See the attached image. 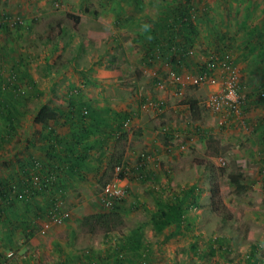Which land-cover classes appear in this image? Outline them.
Returning a JSON list of instances; mask_svg holds the SVG:
<instances>
[{
    "label": "rangeland",
    "instance_id": "1",
    "mask_svg": "<svg viewBox=\"0 0 264 264\" xmlns=\"http://www.w3.org/2000/svg\"><path fill=\"white\" fill-rule=\"evenodd\" d=\"M182 2L141 0L136 8L132 0H0V174L6 170V176L0 175V181L9 186L20 184L16 179L13 181L9 173L21 170L25 152L17 148L25 136V128L33 124L32 116L37 107L43 103L64 111L71 105V113L77 120L84 118L77 113L80 109L86 107L92 112L88 102L91 97L105 96L114 100L107 108L125 107L121 116L127 108L129 112H136V106H142L144 114L151 111L160 114L162 107L164 116H169L175 127L189 126L188 132L183 128L175 138V144L184 145L175 152L171 163L176 171L175 181L179 183L169 186L160 197L155 194L146 204L137 198L131 200L129 195L117 202L121 205L118 207L120 214L122 207H127L136 218L135 210L143 217L150 211L166 212L177 200L181 204L178 223L164 224L161 220L160 229L152 224L159 231L148 226V230L141 233L140 243L144 244L146 239L152 241L143 264H246L245 255L250 243L254 242L258 244L256 255L261 261L255 260L253 264H264V178L259 171L264 163V152L255 147L264 144V102H255L257 97L250 96V100L245 96L259 88L250 86L251 79L256 80L259 74L264 78L260 62L264 56V0H188L195 31L185 36L188 44L185 54L181 53V48L174 50L172 46L164 48V54L154 53L148 59L143 52L150 40L144 34L155 26L157 18L170 15ZM163 36L159 43L165 42L166 36ZM214 44L237 55L244 69L239 79L245 91L239 86L238 90L246 98L244 108L250 122L247 128L237 124L234 128L217 125L215 115L204 105L203 98L208 92L205 84H188L180 92L172 90L173 71L181 73L186 67H196L205 61ZM14 54L20 67H14L9 61ZM257 64L260 69L262 67L261 71ZM140 70H143L142 80L136 84L134 76ZM92 71L97 78L92 79ZM11 73L15 74V79H18L16 74L21 79L15 81ZM12 82L20 84L23 91L14 93ZM156 82L160 87L150 84ZM141 98L150 100V104L142 103ZM187 98L199 100L195 105L199 109L197 120L191 119L188 106L183 102ZM196 121L198 129L194 132L192 125ZM206 127L211 131L206 132ZM116 134L119 135L118 131ZM35 160L31 159L32 164ZM28 168L32 169V165ZM236 169L248 182V188L239 194L233 192L232 181L228 178V172ZM26 173L25 170L20 172L21 175ZM101 177L103 180L105 174ZM193 188L200 189L198 198L192 195ZM210 188H215L213 195ZM53 190H56L54 182L33 192L32 197L37 192L50 191L52 194H48L47 202L51 206L58 198ZM210 198L218 203L219 211L226 210L231 216L223 221L221 212L212 210ZM194 200L199 211L193 208ZM11 210H23V207L13 201H0V261L3 262L14 255L15 248L8 242L14 244L24 240L20 226L16 232L9 227L6 231L1 229ZM47 211H43V223ZM195 212L198 216H194ZM22 219L25 218H18ZM146 219L149 222V217ZM80 227L79 231L84 232V226ZM45 228L41 227L40 231ZM94 233L97 236L101 230ZM210 234L224 235L219 244L214 242L213 250L208 246ZM11 249L13 254L8 256L6 253ZM112 259L113 254L106 263L113 264ZM121 263L127 264L125 258Z\"/></svg>",
    "mask_w": 264,
    "mask_h": 264
},
{
    "label": "crops",
    "instance_id": "2",
    "mask_svg": "<svg viewBox=\"0 0 264 264\" xmlns=\"http://www.w3.org/2000/svg\"><path fill=\"white\" fill-rule=\"evenodd\" d=\"M8 4L10 3L8 2ZM159 34H157V37L160 36ZM151 38H153V35H150L147 39ZM214 46L211 50L216 51V44ZM231 54L233 62L238 68L239 78H242L244 69L238 60L239 58L234 53ZM9 61L14 63V67L16 65L19 66L16 54ZM260 62L262 67H264V56L260 58ZM257 67L259 71L262 70V67L260 69L258 64ZM254 69L252 68V71ZM143 70H140L138 74L136 73L138 77L133 74L136 84H139L142 80L140 74H142ZM156 73H158L157 69ZM11 74H8V76ZM16 75L18 76V74ZM91 75L92 79L98 77L95 71H92ZM13 77L14 79L16 78L15 74ZM102 80L104 81L105 79ZM250 82V86L259 88L246 93L245 96L248 95L250 100H252L250 96L257 97L255 102L257 100L264 102V83L261 74L256 76V80L251 79ZM150 84L160 87L158 82ZM206 86L208 92L217 87L215 83ZM238 86L241 89L244 86L241 79H239ZM172 90L171 86H169V91L171 92ZM165 91L167 92L166 89ZM242 91L245 90L242 89ZM150 95L157 97V95ZM163 100L166 101L165 99ZM148 101L150 100L141 98L142 103H147ZM88 102L92 105V112L86 118H82V120H77L78 118L76 116L72 117V115L66 118L68 111L71 109V105H68L65 111H60V114L55 119H50L47 124H40L32 120L33 124L25 128L23 132L25 136L22 137L17 148L25 152L20 163L21 170H14L9 173V176L13 178V181L16 179L17 183L19 181L22 182L24 174L21 175L20 172L29 171V165H33L31 159H36L40 162L41 167L47 172H57V177L53 181L56 187V190H53V194L58 197L62 207L68 210L69 216L59 224L47 222L46 219L43 223L42 215L50 206L47 202L48 194H52L50 191L37 192L38 194L31 197L28 201L15 200L14 204L21 205L23 210H11L12 212H10L13 216H11L10 212H7V222L1 229L6 231L9 227L12 232H16L19 226L21 229L22 225L27 221L25 230L31 233H27L28 238L22 235L23 241L20 240V242H14V244L13 242H8L15 248L14 255L6 260L7 263L0 261V264H53L57 260L55 264H90L89 260L92 258L95 260L101 258L109 262L112 254L113 263L116 251L119 252V255H123L127 264H143L146 262L145 257H148V249L152 247V241L146 239L143 241L144 244L140 243L141 233L148 230V226L153 231H159L158 229L161 227V218L159 216L164 215L161 210H159L160 213L156 219L152 217L156 215V211L146 212L142 217V213L139 210H135L138 214L137 219L129 208L122 207V214H120L121 224L112 230L101 231L97 236L95 233L86 232V230L84 232L79 231L81 228L79 217L87 213L104 210L99 197L100 187L97 188V186L102 183L101 178L98 179V177L105 167V161L109 154L116 153L120 155L122 161L129 162L132 165L127 185L131 200L137 198L142 201L141 203L146 204L148 199L155 198V194L160 197L161 194H165L169 186L175 185L176 182L179 183L175 181L174 175L176 171L174 170V163H171L173 158H175V152L184 147L182 144H175V138L184 126L175 127L173 125L174 121H171L169 116H164L165 112L162 107L160 108V114H156L153 111L144 114L143 112L145 111H142V106H136V112L134 110L129 112V108H127V111H124L125 116H121L125 107L123 109L120 108L121 110L108 109L109 102H115L114 100L111 101L110 98L107 99L105 96L91 97ZM183 102L188 106L187 109L191 119L197 120L199 118V109H197L195 104L199 103V100L187 98ZM95 103L100 105L98 106ZM137 105H139V102H137ZM165 106H167L166 103L164 104ZM172 112H175V108L172 109ZM213 114L216 117L217 125L220 127L234 128L236 125L234 123L231 125L220 123L223 112H213ZM123 120L129 122L130 131L126 132L124 140H120L117 139L116 128L118 123ZM197 124L198 122L196 121L192 125L194 132L198 129ZM188 127L187 125L184 128L187 132L189 131ZM205 130L206 132L211 131L210 127H206ZM255 147H259L264 152V144ZM145 153L151 156V160L148 159L144 168H139L136 164L144 159L142 155ZM4 171L6 172V170ZM4 171H1L0 175L2 177L6 176ZM139 173H142L143 176L140 179H136V175ZM191 191L194 198H198L200 189L193 188ZM62 198L63 201L61 200ZM173 198H176V196H173ZM50 199L51 196H49ZM197 206H199L197 203L193 205L195 211H199ZM194 216H198V214L195 212ZM194 216L192 220L195 218ZM21 217L26 220H18ZM147 217H149V222L146 221ZM1 219L2 216H0ZM29 219L34 228V224H37L38 227L30 229ZM44 224V227H46L45 231H40ZM152 224L159 228L155 229ZM83 239L86 240V243H81ZM86 244V247H80Z\"/></svg>",
    "mask_w": 264,
    "mask_h": 264
},
{
    "label": "built area",
    "instance_id": "3",
    "mask_svg": "<svg viewBox=\"0 0 264 264\" xmlns=\"http://www.w3.org/2000/svg\"><path fill=\"white\" fill-rule=\"evenodd\" d=\"M239 72L234 64L232 54L229 50L216 52L211 50L208 52L205 61L201 62L196 68H184L181 73L173 71L171 80L173 81V90L180 92L188 84H216L217 87L209 91L203 98L204 105L211 112H223L220 119L222 124H238L243 128H247V117L243 110L245 100L243 94L238 90ZM17 81L16 79H14ZM14 93H21L23 87L15 82H12ZM75 90V89H73ZM86 112V108H82V113ZM120 129L125 132L130 131V124L127 120H123L120 124ZM144 159L139 161V168H144L148 159L151 160L149 154H144ZM135 166V167H136ZM132 165L129 162L121 161L113 165L111 175L101 185L99 197L101 204L104 207L112 208L113 204L120 202L127 197L128 180L131 174ZM142 173L136 175V179H140ZM57 177V172H47L41 167V163L35 160L32 169L23 175L22 184L24 187L17 193L18 196L32 194L35 191H40L48 187ZM69 216L67 209L63 208L58 198L54 200L46 213V221L54 224H59ZM45 226V224L43 225ZM8 256L12 254L11 250L6 253Z\"/></svg>",
    "mask_w": 264,
    "mask_h": 264
},
{
    "label": "trees",
    "instance_id": "4",
    "mask_svg": "<svg viewBox=\"0 0 264 264\" xmlns=\"http://www.w3.org/2000/svg\"><path fill=\"white\" fill-rule=\"evenodd\" d=\"M5 3V2H4ZM133 6L136 8H139V5L141 3V0H132ZM190 8L191 5L188 2V0H183L181 5H176V7L173 8V10H171V17H168L170 15H166V16H161L159 19H156V22H154L155 24V28H151L150 32H147L144 35H147V38L151 35H153V38L148 39V43L145 44V48H144V52L145 56L150 59V55L154 54V53H160V54H164V48L168 49L169 47L171 48L172 46L174 47V50L177 48H181V53L185 54L186 49H187V41L185 40V36L190 34V33H194L195 29L194 27V19H193V14L190 13ZM5 18V17H3ZM170 23V24H169ZM160 33V34H159ZM176 33H178L181 37L178 38V36L176 35ZM157 34H159L160 36L157 37ZM162 34V35H161ZM165 35V42L159 43L160 42V38H164ZM181 38V39H180ZM162 42V41H161ZM161 44V45H160ZM187 44V45H186ZM218 52H222L224 51V47L223 46H219L218 48L216 47L215 49ZM18 80L21 79L19 76H17ZM263 83H264V78H263ZM193 105V104H192ZM196 105V104H195ZM86 108V107H85ZM245 109V108H244ZM246 110V109H245ZM245 110H243L244 115H246ZM60 111L62 112V110H60L58 107H54L49 105L48 103H43L40 106L37 107L35 113L32 116V120L34 122H38L40 124H47L48 121L50 119H55L59 114ZM71 109L68 111L66 118L70 117L72 115V117H75V115L73 113H71ZM80 115H82L84 118L86 116L89 115V112L86 108V112L82 113V109L79 110ZM125 116V114H124ZM247 117V116H246ZM65 118V119H66ZM247 119V118H246ZM122 122V121H121ZM121 122L118 123V127H117V131L119 133V135H117V139H122L124 140L125 136H126V132L124 130L120 129V124ZM250 122H248L247 119V125H249ZM259 145H263L262 143H260ZM264 160V157L262 158V161ZM121 157L120 155H117L116 153H112L111 155H109V157L107 158V161L105 163V167L103 169V171H101V174L99 175L98 179L102 178L101 176H103L105 174V178H103L102 183H100V185H102L108 178L110 172L112 171L113 165L117 162H121ZM264 162V161H263ZM260 174L261 176L264 178V163L262 164L261 168H260ZM228 178L232 181V190L234 193H241L244 192L247 188H248V182L246 180H244L243 176H242V172L238 169H236V171L233 172H228ZM100 182V180H98ZM24 187H26V185L24 186V184H22V182H20V184L16 185H5L4 181H0V201L6 200V201H15V200H25L28 201L32 196V194L30 193L28 196L26 195H21L18 196L17 193L19 192V190H22ZM210 194L213 195L215 192V188H210ZM211 201V208L212 210H218V212H221V216L220 218L225 221L226 219H228L231 214L224 210L222 211V209L219 211L218 209V203H215L213 201V198H210ZM196 202L194 200V202H192V205H194ZM180 202L177 200L175 203L174 207H170L167 208L168 211L164 212L161 210V212L164 214L162 216H159V218H161V220L164 222V224L166 223H170V222H177L179 221L178 217V213H179V208H180ZM118 207H121V205L115 203L113 204L111 209L108 210H100V211H96V212H91V213H87L84 214L82 216L79 217V224L81 226H84L86 232L88 233H94L97 229H100L102 232H106L109 230H112L114 228H117L121 222V215L119 213ZM167 214V215H166ZM153 218H158V214L152 216ZM164 219V220H163ZM27 222V221H26ZM26 222L22 225V234L23 236H25L26 238H28V234L27 233H31L27 230H25V225ZM162 224V223H161ZM20 229V230H21ZM30 229H34L32 223L30 224ZM224 235H216V236H212V234H210L209 236V249L213 250L214 246V242H217L218 244L220 243L221 240H223ZM217 247V246H216ZM223 248V247H222ZM258 244L257 243H250L249 248L247 250V254L245 255V262L246 264H253V262L255 260H259L261 261V258H259L256 253H257V249H258ZM194 249V248H193ZM12 254H13V250L11 249ZM116 251L115 253V259L113 261L114 264H122V259L124 258L123 255H119V252ZM87 253V252H86ZM88 257V256H86ZM107 261H104L101 258H98V260L95 259H90L89 263L90 264H104Z\"/></svg>",
    "mask_w": 264,
    "mask_h": 264
}]
</instances>
